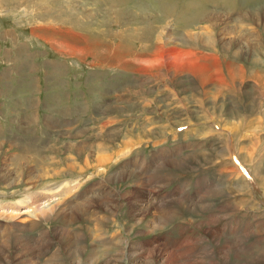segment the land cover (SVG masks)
<instances>
[{
    "label": "rangeland",
    "instance_id": "374dc122",
    "mask_svg": "<svg viewBox=\"0 0 264 264\" xmlns=\"http://www.w3.org/2000/svg\"><path fill=\"white\" fill-rule=\"evenodd\" d=\"M1 74L0 264H264V0H0Z\"/></svg>",
    "mask_w": 264,
    "mask_h": 264
},
{
    "label": "crops",
    "instance_id": "0c3cea01",
    "mask_svg": "<svg viewBox=\"0 0 264 264\" xmlns=\"http://www.w3.org/2000/svg\"><path fill=\"white\" fill-rule=\"evenodd\" d=\"M4 73V72H3ZM39 74V73H38ZM36 81V80H35ZM36 85H37V83H35ZM4 85H5V82H4V76L1 74V76H0V92H2V88L4 87ZM36 85H33V87L36 89ZM42 88H43V86H42ZM41 88V89H42ZM67 88H69L68 86H67ZM40 89V90H41ZM69 91V90H68ZM70 92V91H69ZM71 93V92H70ZM72 94V93H71ZM29 95L30 94H28V97H29ZM25 96V95H24ZM25 98H27V97H25ZM31 106H32V104H31ZM91 106V105H90ZM29 108V102L25 105V110H24V113H25V111L27 110ZM10 110H11V108H10ZM78 111H80V112H78ZM11 113H12V111H10ZM9 112V113H10ZM13 112H15V111H13ZM20 112H21V109H20ZM81 112H83V110L81 111V109L80 108H74V109H72V108H70V109H67V111H63L62 109H59V108H57L56 107V109H55V119L56 120H59L60 119V122H61V124L62 123H64V127H67L68 126V124H70L71 122H69V119H65L64 117H67V116H70V115H72V114H76V115H78V114H80ZM13 114V113H12ZM66 124V125H65ZM77 130H79V129H77ZM151 139H153V138H151ZM161 158V157H160Z\"/></svg>",
    "mask_w": 264,
    "mask_h": 264
},
{
    "label": "bare ground",
    "instance_id": "6f19581e",
    "mask_svg": "<svg viewBox=\"0 0 264 264\" xmlns=\"http://www.w3.org/2000/svg\"><path fill=\"white\" fill-rule=\"evenodd\" d=\"M114 1V0H113ZM117 2V1H116ZM112 3V2H111ZM113 3H115V2H113ZM112 5H114V4H112ZM220 110V109H219ZM221 111V110H220ZM218 117V116H217ZM240 125V124H239ZM227 148H228V146H226V151H227ZM95 198V197H94ZM96 203V202H95ZM91 204H94V202H91ZM109 208H110V206H109ZM172 219V218H171ZM169 222V221H168Z\"/></svg>",
    "mask_w": 264,
    "mask_h": 264
}]
</instances>
